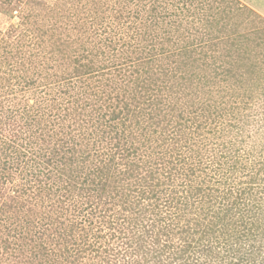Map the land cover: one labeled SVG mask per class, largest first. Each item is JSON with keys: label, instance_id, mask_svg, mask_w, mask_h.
Here are the masks:
<instances>
[{"label": "rangeland", "instance_id": "374dc122", "mask_svg": "<svg viewBox=\"0 0 264 264\" xmlns=\"http://www.w3.org/2000/svg\"><path fill=\"white\" fill-rule=\"evenodd\" d=\"M229 50L233 57L226 54ZM162 52L169 58L153 62ZM214 58L217 67L235 70L234 79L223 80L224 69L214 67ZM151 66L175 71V78L155 85L148 78ZM54 96L73 113L63 126L60 111L52 107ZM39 105L43 114L37 112ZM33 108L36 113L26 121V110ZM151 111L164 115L154 120ZM113 125L125 126L141 153L155 151L162 157V171L173 167L178 156L187 159L184 169L160 178L163 221L146 226L143 238L138 237L144 232L140 226H128L120 213L113 216L118 208L95 213V226L84 222L89 210L80 214L89 187L86 172L78 179L75 171L89 166L94 144L104 145L101 152L110 146L96 144L99 134L119 141ZM244 128L253 132L251 140L233 148ZM31 135L39 140L32 147L26 145ZM224 139L233 142L227 144L232 164L243 169L230 172L229 184L244 182L245 188L261 182L264 0H0V264H264L263 183L243 202L242 211L224 200L198 221L193 212L182 217V209L167 201L171 190L203 195L201 188L216 186L219 176L212 167L218 163L212 161L220 157ZM205 143L206 149L215 148L214 160L207 153L196 166L194 151ZM56 148L60 154L54 159ZM249 150L252 156L244 160ZM114 151L117 156L127 150L119 146ZM71 157L72 165L57 166ZM135 158L120 157L119 171ZM209 177L213 184L208 185ZM70 181L86 187L73 192L80 197L66 198L77 189ZM119 226L127 227L120 231ZM161 227L165 230L159 234ZM103 229L105 237L89 236H102ZM191 240L195 246L188 249Z\"/></svg>", "mask_w": 264, "mask_h": 264}, {"label": "trees", "instance_id": "16d2710c", "mask_svg": "<svg viewBox=\"0 0 264 264\" xmlns=\"http://www.w3.org/2000/svg\"><path fill=\"white\" fill-rule=\"evenodd\" d=\"M185 2V0H184ZM187 2V1H186ZM235 33V32H233ZM236 34V33H235ZM237 36V34H236ZM206 39V38H205ZM202 41H204V38L202 39ZM208 41L207 39L204 41L206 42ZM219 44V43H218ZM227 55L233 57L232 55V51L229 50L227 53ZM170 54L169 52H165L162 54H160L157 58L153 57V62H161L162 59L164 57L169 58ZM162 57V58H161ZM215 59V58H214ZM217 59V58H216ZM216 59L214 60V67L216 69H220L223 68L224 69V77L223 80H227V79H234V72L235 70H231V67L229 68H225L224 66L221 67H217L216 63ZM168 60L166 59V62ZM205 64L207 66H209V63L207 62V60H204ZM156 64V63H154ZM162 64V63H161ZM90 65H82V69L84 68V71L86 70V68L89 69ZM153 66H151V70L153 71L151 73V76L148 77L150 78V82L154 83L155 85L158 83H164L167 84L170 80H173L175 71L171 72L169 69H167L166 71L162 72L163 70L161 68L159 69H155L152 68ZM202 69H206V68H202ZM78 71H81V69H77ZM150 71V69H149ZM201 73V72H198ZM206 72H204L203 74H205ZM158 74V75H156ZM162 78H159L161 77ZM28 80V79H27ZM146 81V80H145ZM161 81V82H159ZM27 83H29L27 81ZM150 86H152V84H148ZM143 87L146 88V86L144 85ZM235 91H237L236 89H234ZM66 93L68 94L69 92L66 91ZM234 94V93H233ZM237 94V93H236ZM240 95V94H238ZM235 98V97H234ZM52 101H54V105H52V107L56 108L57 112L60 111V116L58 117V124H60V126H63L62 122L67 118V117H72V112H69V108L68 111L65 109H62L60 107V105L62 104L61 102H59L58 98L52 97ZM136 101V100H133ZM133 101L129 102L130 105H134ZM141 102H139L140 105ZM219 105V102H217ZM218 105H214V110L217 111L218 114H220V106ZM42 105L37 106V112L38 110L40 112H42L43 114V108L41 107ZM126 108H128L126 106ZM33 110V111H32ZM232 110H235V107L232 108ZM50 113L51 110L49 109ZM224 111V108H223ZM26 112L28 113V118L26 121H28L30 118L29 116H32V114H30L31 112L36 113V110L33 109H27ZM24 113L25 115L27 113ZM145 110L141 113V115H145ZM151 118L154 120H157V118L155 117H163V113L161 112H155V111H151L150 113ZM127 116V115H126ZM114 117V116H113ZM43 115L41 116L40 120L43 121ZM128 118V117H127ZM114 119V118H113ZM112 119V120H113ZM143 122V121H142ZM142 122L139 121L140 125L139 127H142L143 130L147 127V126H143ZM54 126L55 122H53ZM135 124H138L137 122ZM114 127H118V131L116 133L117 138L119 139V141H116L115 143H112V139H107V136L104 134H99L102 136L101 139H98L96 141V144H98L100 141L106 142L108 145L110 146H106V149L103 150V152H101L102 148H104V145H102L103 147L100 148L99 145H95V148H93V153H92V157H91V162L89 163V166H86L84 164V166H81L80 169H77L75 171L74 176H77V178H81L82 173H84V171L86 172V177L84 178V182L85 185H88L89 187V192L85 193L83 199L86 202H82L80 204V214L85 213V211L88 213V210L90 211V215H87L86 218H84V222L88 221V223L90 225H94V221L92 218H96L93 217V215H96L95 213H103L105 214L107 210L109 211H116L117 209V213L114 214L113 216H116L118 213H120V220L121 221H125L128 223V226L132 223H134L137 226H140V229H143L144 232H141L138 234L139 238H143L145 237V235H147V232L145 231V227L147 226L148 228L150 226H154L155 222H161L163 221V216L158 214V211H160V206H159V198L161 193H163V190L161 189L162 186H164L163 181H164V176L165 177L171 173V175H173V171H175L176 173H178V169L179 168H183L185 167L186 164V158L181 156H178L175 165L173 167H168V165H166L165 170L162 171L160 169V160L162 159V157H160L161 159H159L158 157H155V151H149L148 153H141L144 152L143 150H141V146L138 147V145L133 142L130 141L132 138L129 137V132L127 134V130L121 126H116L113 125ZM121 127V128H119ZM145 127V128H144ZM53 128V127H52ZM115 129V128H114ZM99 132V131H98ZM97 132V133H98ZM120 132V133H119ZM54 134V133H53ZM253 132H249L247 129H243L240 132V136H238L239 138V143L233 145L232 140H230L229 142L224 139V141L221 143L222 148L220 150H218V153L220 154V157H217L215 160L213 158V152L215 153L216 151L214 150L215 148L211 149H206V147L208 146V143H205L203 150H199V151H194L195 155L194 159H195V163L196 166H198L200 164L199 159L202 156H206L207 153H211L209 157H211V160L218 163V165L214 168L212 167V170L216 171L217 173H214L215 175L219 176V180H216L215 183V187H211V186H207L206 190H202L203 195L195 190V192H192L190 194H186L183 192L182 194H178L177 192H175V190H171V192H169V198H167L171 204H175V206L177 207V209H182V217L183 216H188L190 215V212H193V217L196 218V221H198V218L202 217L199 216L200 214L203 213V216H208V214L210 213V211H213V213L215 212L216 207L219 206H223L224 202L229 201V205L230 207H234V205L236 206L237 209L242 211V207L243 202L247 201V197L251 194V193H255L256 192V187H258L259 185H261L263 182L262 178L261 182H256L257 184L254 185H250L244 188V182L242 184H238L237 182L231 183L229 184V176L231 175L230 172L232 171L233 173L238 174L240 171H242L243 169L240 168L237 164H232V159L234 156L229 154V150L227 148V144H230L229 146L234 147H241L246 145V141L247 140H251ZM105 136V137H104ZM225 136V134L223 135V137ZM33 139V140H32ZM106 140V141H105ZM249 140V141H250ZM26 145L29 146H33L34 144L37 145L38 143V137H36L34 139V136L31 135L30 138L27 140L26 139ZM53 141V140H52ZM117 143V145H116ZM264 145V142H262ZM106 144V145H107ZM114 144V145H113ZM232 144V145H231ZM237 145V146H236ZM119 146L121 147V149L123 150H127L124 152V154H120L119 151H117V156L115 155L116 152L114 151V148L119 149ZM224 148H226L225 152H224ZM223 149V150H222ZM255 149V148H254ZM40 150V149H39ZM44 148H41L40 153L42 154ZM60 149L54 150L52 153V156L55 155V157H53L54 159L56 158V156H58L60 154ZM85 152V150H83ZM112 151V152H111ZM257 151V149L255 150ZM262 151V150H261ZM182 151H180L181 153ZM263 152V151H262ZM39 154V155H41ZM120 154V155H119ZM129 156H135V160H132L133 162H130V167L127 169H124L122 171H119V158L122 157L126 158ZM251 151L249 150L248 152V157L244 158V160H250L249 157H251ZM87 159L89 157V153H87L86 155ZM72 157L71 158H67V159H63L61 162H59L58 165H72ZM86 159V160H87ZM68 160V161H67ZM121 160V159H120ZM198 160V162H197ZM262 162V167H264V159L261 160ZM211 163V164H212ZM209 167V163H207V165L205 166V168ZM63 168V169H62ZM62 170H65L66 166H62ZM195 166H193L191 168V170H194ZM221 169V170H220ZM218 170L220 171H225L226 175L225 177H222ZM119 171V172H118ZM66 173V171H65ZM39 176V175H36ZM254 174L251 175L252 179L256 178L253 177ZM41 177V176H39ZM38 177V178H39ZM51 177V176H50ZM163 177V178H161ZM233 177V176H232ZM231 177V178H232ZM25 180L26 182H28V179L30 178V175L27 174V176H25ZM160 178L163 180L161 181ZM72 179V178H71ZM157 179V180H156ZM57 181V180H56ZM55 180L53 181V184L49 185V188H45V190L47 189H51L55 184H54ZM58 182V181H57ZM206 182V179L205 181ZM208 185L213 184V179H211L210 177L207 179ZM43 182L39 181V184H41ZM70 184L71 188H77L76 190L70 189L69 194H67L68 199H72L71 197L77 198V196L80 197V195L78 194V190L81 191L85 190V186H80L81 188L79 189L77 187V184L72 183L71 181L68 182ZM62 185V184H60ZM237 185V187H236ZM226 186L229 187V189L226 191ZM63 187V186H62ZM234 187H236L234 189ZM65 188V187H64ZM165 188V187H164ZM57 189L62 190L61 186H58ZM57 189L55 190V192H57ZM48 190V191H49ZM231 190H234L232 192H229ZM25 191V190H24ZM77 192V194H74L73 192ZM168 191V190H167ZM188 192V191H187ZM167 193V192H166ZM65 194H63L64 196ZM72 195V196H71ZM168 195V194H167ZM234 195L235 197L233 198ZM221 199V201H219L218 203L215 200ZM193 199V200H192ZM232 199V200H230ZM75 200V199H74ZM183 200V201H182ZM215 202V205H212L211 203ZM183 203V205H182ZM182 207V208H180ZM230 207H228V210H230ZM121 209V210H120ZM151 212V214H150ZM131 215H136L137 217L132 218ZM157 215V216H162L161 218H153V216ZM122 216H124L122 218ZM105 218V216H101V218ZM129 217V218H128ZM153 218V219H152ZM111 222L113 220V218H110ZM201 222V219H200ZM197 222V225L200 223ZM202 224V223H201ZM77 225H81L80 222L77 223ZM83 225V224H82ZM94 226H91L94 228ZM200 226V225H199ZM203 224L201 225L202 228ZM97 227V226H96ZM125 227L127 226H119L120 231H122ZM165 230V227H161L160 228V232L159 234H161L163 231ZM105 230H101V232H99L100 235H96V234H90V237H93L94 240H97L100 237H105L106 233H104ZM114 233V232H112ZM144 233V234H143ZM88 236V235H87ZM112 237H114V235L112 234ZM116 237V235H115ZM118 239L120 237H117ZM114 238H112L113 240ZM163 240V239H162ZM157 242H161V238H157ZM93 244V243H92ZM195 246L194 240L190 241V244L188 245V249L189 247L192 249V245ZM91 246V245H90ZM262 261H264V258L262 259ZM263 264V263H261Z\"/></svg>", "mask_w": 264, "mask_h": 264}]
</instances>
